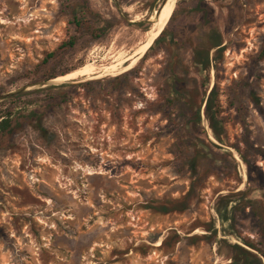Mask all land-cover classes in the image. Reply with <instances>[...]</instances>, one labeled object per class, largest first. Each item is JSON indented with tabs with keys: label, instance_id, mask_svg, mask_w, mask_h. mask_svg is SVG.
<instances>
[{
	"label": "rangeland",
	"instance_id": "1",
	"mask_svg": "<svg viewBox=\"0 0 264 264\" xmlns=\"http://www.w3.org/2000/svg\"><path fill=\"white\" fill-rule=\"evenodd\" d=\"M163 1L0 0V264H264V0Z\"/></svg>",
	"mask_w": 264,
	"mask_h": 264
},
{
	"label": "trees",
	"instance_id": "2",
	"mask_svg": "<svg viewBox=\"0 0 264 264\" xmlns=\"http://www.w3.org/2000/svg\"><path fill=\"white\" fill-rule=\"evenodd\" d=\"M195 10L198 13H200L202 27L206 32L208 41H207V45H205L204 47L200 46V49L198 48L194 51L193 62L195 63L196 66H200L201 69L206 70L208 69L211 63L210 52L212 50H215L216 51L215 59H217V54L221 53L224 50V47L221 46L222 36L213 27L214 17L210 6H203L201 4H197ZM160 32H162L161 33L162 35L163 31L161 30ZM161 35L158 38L156 37L157 39L155 40V42L161 38ZM72 44H73L72 41L66 43V45L68 46ZM204 111L206 114V118L209 122V125L216 136V139L221 142L223 140L220 134L222 126L219 117L222 113V107L220 104L219 93L216 89V86H213L207 95ZM13 113H14L13 109H8L4 111L0 116V148H5L8 146L14 127L17 124H19L22 119L26 118L27 120L35 123L38 129H41L38 120L40 119L39 117L41 116L42 112L41 114H39V111L33 110L27 115H18V116H14ZM197 116L198 119H200V110H198ZM159 209L163 213H168L173 208H168L165 206ZM248 246L252 249H255V247L252 246L251 244H248ZM234 248L236 250V257H237L236 264H263L261 258L252 251L239 245H235ZM256 250L264 259V252H262L259 249Z\"/></svg>",
	"mask_w": 264,
	"mask_h": 264
},
{
	"label": "bare ground",
	"instance_id": "3",
	"mask_svg": "<svg viewBox=\"0 0 264 264\" xmlns=\"http://www.w3.org/2000/svg\"><path fill=\"white\" fill-rule=\"evenodd\" d=\"M161 24H162V16H161V14H159V16L157 17V22H156L155 28L150 32V34H149L150 38L146 41V43H145L144 47L142 48L141 52H144L148 48H150V45L152 44V42L155 40L156 37L159 36L158 33H159L160 29H161ZM108 68L107 67H101V66L100 67L99 66H92V67H87V70L90 71V72H94V73L95 72L96 73L97 72L98 73H113V72L118 70V65L115 64L110 69H108Z\"/></svg>",
	"mask_w": 264,
	"mask_h": 264
},
{
	"label": "water",
	"instance_id": "4",
	"mask_svg": "<svg viewBox=\"0 0 264 264\" xmlns=\"http://www.w3.org/2000/svg\"><path fill=\"white\" fill-rule=\"evenodd\" d=\"M165 2V0L163 1V3ZM156 39V38H155ZM51 82H53V81H51ZM5 97V96H4ZM4 97H2V98H4Z\"/></svg>",
	"mask_w": 264,
	"mask_h": 264
}]
</instances>
